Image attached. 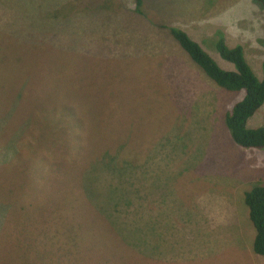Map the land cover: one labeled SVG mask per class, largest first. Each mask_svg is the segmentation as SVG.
I'll list each match as a JSON object with an SVG mask.
<instances>
[{
  "label": "rangeland",
  "instance_id": "rangeland-1",
  "mask_svg": "<svg viewBox=\"0 0 264 264\" xmlns=\"http://www.w3.org/2000/svg\"><path fill=\"white\" fill-rule=\"evenodd\" d=\"M154 2L141 17L135 0H0V264H264L243 201L264 184V148L224 123L245 91L174 42L164 52L159 27L232 70L214 49L224 34L261 76L264 8ZM167 76L178 91L151 96ZM260 125L264 104L247 121ZM129 149L147 162L123 168Z\"/></svg>",
  "mask_w": 264,
  "mask_h": 264
},
{
  "label": "trees",
  "instance_id": "trees-1",
  "mask_svg": "<svg viewBox=\"0 0 264 264\" xmlns=\"http://www.w3.org/2000/svg\"><path fill=\"white\" fill-rule=\"evenodd\" d=\"M149 0H135L132 11L141 16L146 14L143 6ZM264 8V0H256ZM172 5L176 0H171ZM165 4V0H155L151 7ZM158 10L159 7H157ZM162 14H169L168 5L157 13L161 20ZM47 15V14H46ZM46 15L42 16L43 18ZM136 16V15H135ZM138 17V16H136ZM27 18V16H25ZM139 18V17H138ZM155 21V20H152ZM160 23V22H159ZM160 29L167 30L168 37L163 38L166 43L164 52L170 49L169 43L174 42L181 48L196 64L209 80L218 87L229 91H245L242 99L234 103L225 114L224 123L235 144L245 148H264V125L248 127V119L264 104V59L261 62V76H257L248 64L244 48L241 44L230 45L223 34L217 37L214 42V49L218 56L233 65L232 70L221 68L218 63L194 40L186 31L177 26H165L161 24ZM217 36V35H216ZM264 43V42H263ZM162 47V46H161ZM180 53H177V55ZM172 80L171 76L158 78L155 81L164 84L160 87L156 84L150 85V95H158L160 100L166 99L165 90L172 88L178 91L174 85H166V81ZM165 89V90H164ZM172 97V95H171ZM165 105V104H164ZM150 124L151 117L148 118ZM132 149V148H131ZM144 153L141 150H127L123 153L121 166L138 168L147 161H143ZM244 204L248 211V219L254 228V235L251 241V248L254 253L264 256V184H257L244 192Z\"/></svg>",
  "mask_w": 264,
  "mask_h": 264
}]
</instances>
